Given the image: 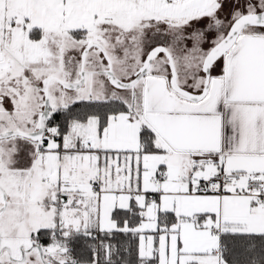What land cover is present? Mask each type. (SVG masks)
<instances>
[{
	"label": "snow or ice",
	"instance_id": "1",
	"mask_svg": "<svg viewBox=\"0 0 264 264\" xmlns=\"http://www.w3.org/2000/svg\"><path fill=\"white\" fill-rule=\"evenodd\" d=\"M0 264H264V0H0Z\"/></svg>",
	"mask_w": 264,
	"mask_h": 264
}]
</instances>
